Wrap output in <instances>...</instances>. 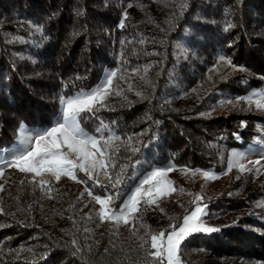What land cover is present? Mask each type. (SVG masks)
Segmentation results:
<instances>
[{
	"label": "trees",
	"instance_id": "trees-1",
	"mask_svg": "<svg viewBox=\"0 0 264 264\" xmlns=\"http://www.w3.org/2000/svg\"><path fill=\"white\" fill-rule=\"evenodd\" d=\"M55 1L0 0L4 13L0 16V38L6 22L20 25L22 21H34L44 26L43 35L34 29L24 31L23 35L21 29L14 28L15 37L1 38L0 146L11 144L21 124H50L59 111V96L92 88L99 83L106 67L131 73L138 69L135 74L144 79L142 86L137 83V88L148 99L139 97L142 105L135 108L130 107V98L110 103L107 110L96 114L98 119L82 121V126L92 133L103 121L122 138L146 130L139 138L140 152L133 157L136 167L128 169L129 174L135 173L130 181L133 184L141 174L168 163L222 171L224 166L216 161L222 159L220 155L253 139L256 125L264 121L258 113L210 124L199 118L193 120L196 112L182 110L176 102L204 78L209 65L221 55L241 66L244 73L231 84L219 86L217 91H230L237 96L250 89H264V52L262 57L256 52L258 42L264 40H257L252 46L253 37L250 31L247 33L254 26L264 31V0H184L187 8L182 15L176 7L178 0H150L159 6L157 16L150 14L152 5L147 2L142 9L150 14L149 19L127 18L124 28L118 25L131 0H63V6L51 4ZM229 21L234 27L224 31ZM9 39L12 44L7 46ZM79 43L86 47L84 53L88 58L74 63ZM15 52L17 57L26 56L37 72L31 73L25 61L19 60L21 57L17 60L13 56ZM77 76L81 79L77 80ZM40 86L44 91L37 92ZM242 121L246 126H241ZM233 133H238L240 140ZM121 155L127 153L121 149ZM51 187L53 191L46 193L36 187L20 186L11 195L16 204L4 208L11 226L9 230L0 228V246L5 249L7 246L1 244L3 238L13 233L15 237L21 234L18 241L22 244L12 247L17 252L9 255V262L4 258L0 264H154L146 254L150 250L145 243L149 239L147 233L177 224V219L165 212L160 213L165 218L158 219L142 210L134 224L117 229L96 216L82 214L71 187ZM236 201L232 197L210 200L208 207L223 214L237 208L240 204ZM217 228L218 232L194 234L187 241L208 252L235 257L243 253L249 259L264 261V210L259 217L234 214L228 224ZM73 235L82 249L75 256L71 247H65L70 245ZM45 253L50 254L42 259Z\"/></svg>",
	"mask_w": 264,
	"mask_h": 264
},
{
	"label": "snow or ice",
	"instance_id": "snow-or-ice-1",
	"mask_svg": "<svg viewBox=\"0 0 264 264\" xmlns=\"http://www.w3.org/2000/svg\"><path fill=\"white\" fill-rule=\"evenodd\" d=\"M128 7L130 8L132 5L128 4ZM176 7L179 14L182 15L187 8V3L184 0H178ZM176 14V12L173 13L174 16ZM122 16L118 25L120 28L125 27L127 12L125 11ZM28 23L36 33L43 35V24L34 21ZM233 27L234 24L229 21L226 23L224 31ZM43 38L48 39L47 36H43ZM123 43L122 41L121 44L123 45ZM140 43H144V41L141 40ZM147 54L159 55V53ZM120 55L123 62V50ZM219 60L224 65L237 68L233 65L232 60L224 55H221ZM239 70L243 71L244 69L239 68ZM143 71L147 73L148 69L145 68ZM137 72H139L138 69L133 70L134 74ZM116 76L117 71L109 70L95 87L88 90L80 89L71 95L61 94L58 98L59 113L54 116L49 125L28 129L27 126L21 124L17 143L8 150L7 156H0V174L5 167H14L20 173L31 174L29 182L46 193H51L53 189L50 180L45 177L54 179L56 182H59L62 177L72 179L76 183L85 185V191L81 197L87 195L91 201L99 205L96 215L100 221H114L116 224L123 221L126 225L130 222L135 223L137 214L142 212V202L145 206L154 205L157 203L158 197L166 196L169 191H174L171 188L173 182L167 179V174L174 170L173 164L153 168L151 171L141 174L138 182L134 184L130 182L135 173L129 174L128 169L136 167L133 157L140 152L138 145L142 141L139 138L146 134V130L122 138L116 130L104 124L103 121L97 124L92 133L82 126V121L98 119L96 114L102 109L108 108L105 101L110 95H121L122 90L114 84L113 78ZM76 79L79 80L81 77L77 76ZM141 79L144 77L142 76ZM208 79L211 80V77ZM64 87L67 88L68 84L66 83ZM131 88L132 86L129 85L128 90L131 91ZM192 91L195 92L196 89ZM253 94L255 95V93ZM136 95L141 100L148 99L140 91H137ZM125 99H127L126 96ZM240 101L251 102V98L249 96L237 97L236 103ZM227 103L235 106L231 99L227 100ZM255 106L257 109H264V103L260 100L256 101ZM241 126L244 127L246 124L242 121ZM233 135L235 139L240 140L241 137L238 133H233ZM121 149L127 155L122 156ZM244 159V153L232 151L227 160L228 172L237 168L240 173L253 170L259 173L260 168L256 166L264 167L261 165V160L249 161L248 163L253 167H246L245 163L241 162ZM185 171L188 170L185 169ZM192 171L193 174L201 172L200 169ZM80 173H83L82 177L79 176ZM202 176L205 180L218 178L210 170H203ZM2 187L0 185V190ZM180 191L184 190L180 189ZM204 201L205 197L202 194L194 195L191 201L193 207L185 209V214L178 224H170L166 230L147 233L149 239L145 243L150 245V250H146V254L153 258L154 264H183L182 245L188 238L194 234H211L220 230L205 222V218L208 216V204ZM259 206L264 207V204ZM72 207L70 206L69 210ZM3 212L4 208L0 207V213ZM89 218H91V214H89ZM47 247L45 245V248ZM65 247H71L74 256L82 251L80 242L74 235L70 245H65ZM28 251L32 250L28 249ZM49 254H42L41 258L46 259Z\"/></svg>",
	"mask_w": 264,
	"mask_h": 264
},
{
	"label": "rangeland",
	"instance_id": "rangeland-1",
	"mask_svg": "<svg viewBox=\"0 0 264 264\" xmlns=\"http://www.w3.org/2000/svg\"><path fill=\"white\" fill-rule=\"evenodd\" d=\"M62 1L63 0H56L51 4H55V6H58L60 4L62 5ZM147 2H150L152 5V6L150 5L151 6L150 14H152L153 16L154 15L157 16L159 6L155 1L153 2L150 0H131L129 4H131L132 7L129 8L127 5L125 10L127 12V18L129 19V21L131 19H139V18L145 21L149 19L150 14L142 9L143 6L147 5ZM61 11L62 10H59V13ZM3 15L4 13L0 9V16L2 17ZM5 24H6L4 28L5 31L1 32V38H4L3 36H8L10 38L15 37L17 31L14 28L21 29L20 31L21 33H23V35H25L26 30L27 31L33 30V28L30 27V25H28V23H26L25 21L19 22L20 25L17 24L15 25L14 22H6ZM244 25L246 26L245 23ZM10 28H12V30H9ZM100 28L103 31L106 30L105 27L101 26ZM252 28L254 30L252 29L247 30V33H249L250 31V35L253 37L252 39H250L251 45L253 46L259 40H264V31L262 32L261 30H259L258 26H254ZM1 38H0V43L3 42V39ZM5 43L8 44L7 46H9V44H12V41L11 39H9ZM258 43L259 44H257L256 47L258 49L256 52L259 53L260 56L262 57L264 52L263 51L264 43L263 42H258ZM76 46H77L78 56L76 57L74 63H78V61L88 58V56H86V53H84V51L87 50L84 49L86 47H84L83 44H81L80 46V43L78 45L76 44ZM9 49L11 48L9 47ZM13 56L14 57L16 56L17 60L21 57L19 60L22 59L23 61H25V64L30 68L31 73L35 74L37 72L36 67L33 66V64L29 63L27 59H25L27 58L26 56L23 57V55L21 56L18 55L17 57V53L15 55L13 54ZM243 62L246 61L243 60ZM235 66H237L236 69H234L231 66L224 65L219 60V58L216 60L215 63L209 65L204 75V78L200 82H198L193 88L187 89L186 92L181 94V96L178 98L176 103L179 105L180 109L188 110L189 112L194 111L196 113L195 114L193 113L194 114L192 118L193 120L199 118L201 120L207 121L210 124H216L218 121L232 122L235 118H241V119L247 118L248 116L257 113L264 117V109H257L255 106L257 100H260L262 103H264V89H250L247 93H245V95H237V96L232 94L230 91H224V92L217 91L218 90L217 88H219V86H223L225 84H231L232 82L235 81L237 76H240L244 73V70L243 71L239 70V68H242L241 66L238 65ZM109 70L117 71V76L114 77L113 80H114V84L117 85L118 89L122 90V93L119 96L110 95L105 101L108 107L110 106L109 105L110 103H114L120 100L125 101L126 100L125 96L127 98H130V101L132 102V105L130 107L135 108L142 105V102L138 101L139 96L136 95V92L138 91L137 85L139 84V86H142L141 84L143 80L141 79V76L128 71L119 72L118 68L116 67H106L104 69L101 79L105 76V74ZM121 77H124V79H121ZM209 77H211V80L208 79ZM221 77H223V79H221ZM129 85L132 86L131 91L128 90ZM40 87H41L40 89L38 90L36 89L37 92L44 91L42 86ZM193 89H196V91L195 92L192 91ZM84 90H88V89H84ZM253 93H255V95ZM240 96H249L251 98V102L240 101L239 103H236V98ZM229 99L233 100L235 106H233V104L227 103V100ZM102 110L103 111L107 110V108ZM23 125L27 126L28 129H33V128L44 127L49 124L38 125V126H30L27 124H23ZM20 126L18 127L16 135L12 140L11 144L8 146H0V156H7L8 150L11 149L17 143L20 136ZM262 129H264V121L256 125L255 135L248 144L241 147L233 148L226 155H222V154L220 155L223 160L218 159L219 161L218 160L216 161L221 162V164L224 166L223 168L224 170L222 171L215 170L213 168L200 169L201 170L200 173L193 174L192 170L199 168L179 166L173 163H168V164H173L175 166L174 170L167 174V179L173 182L171 188L174 189V191H169L166 196L162 195L158 197L157 203L154 205L145 206L142 202L141 203L142 210H145L147 214L153 217L156 218L158 217V219H160L161 217L165 218V216L162 215L163 214L162 212H165L167 216L169 215V217H171L172 219L174 220L177 219V224H178L179 220L182 219L183 215L185 214V209L186 208L191 209L193 207L191 203L193 196L196 194H202L205 197L204 202L207 204L210 200L212 201L221 200L228 197H232L236 199L237 201L235 203L240 204L237 208H233L223 214H218V213L216 214L208 207V216L205 218V222L209 226L217 227L219 225L228 224L234 214L259 217L261 211L264 210V207L259 206L264 204V167H261L259 165L256 166L260 168L259 173H256L255 170H253L252 172L246 171L244 173H240L237 168H233L230 172H228L227 160L231 156L232 151H237L245 154V159L242 160L241 162L245 163L246 167L249 168L253 167L248 162L255 160H261V165H264V155H261L262 153H264V131H262ZM185 169H187L188 171H185ZM203 170H210L214 172L218 176V178L214 180H205L204 177L202 176ZM222 173H227V174H222ZM79 176L82 177L83 173H80ZM237 176H239V179H237ZM45 179H49L50 184L53 186H57V187L64 186L66 188L71 187V189H73L77 198L79 199L80 212L84 215L89 216V214H91V216L97 217L96 213L99 210V205H96L93 201H91L90 198L87 197V195L81 197V194L84 193L85 191L84 184L76 183L74 180L69 179L67 177H62L59 182H56L54 179H51L49 177H45ZM30 180H31V174L26 175L24 173H20L14 167L3 168L2 174H0V185L3 186L2 190H0V207L7 208L9 207L10 204H16V202L12 201L11 195L20 186H24L25 188L36 187L40 189L38 186L30 183L29 182ZM102 182H104L103 179ZM180 189H183L184 191L181 192ZM229 193H231V195H229ZM244 201L245 203H243ZM6 213L8 212H6L5 210L3 213H0V228L3 229L7 228L9 230L8 226H11V224L10 221H8V219L5 217ZM102 222L108 223L111 226L116 227L117 229H123L124 226H126V224H124L123 221H121L119 224H116L114 221H102ZM130 223L132 224V222ZM12 232L15 231L14 230L7 231L6 234L8 235L11 234ZM26 234H24L22 237H24ZM20 235L21 234L19 233V236ZM19 236L15 237L13 233L8 237L3 238L4 243L1 244H3V246L6 245L7 247L5 249H1L2 246H0L1 261H3V259L5 258V262L7 261L9 262L10 260L7 259L9 255L11 253L15 254V252H17V249H12V247H14L15 245L20 246L18 245V243L22 244L18 241L19 239L20 240L22 239L19 238ZM182 260H183V264H185V262H188L190 264H264L263 260L256 258L249 259L243 253L242 254L239 253V255L235 257L232 255H224L221 254L220 252L217 254L216 252H208L207 250L193 247L192 244H190L187 240L185 241V244L182 245Z\"/></svg>",
	"mask_w": 264,
	"mask_h": 264
}]
</instances>
